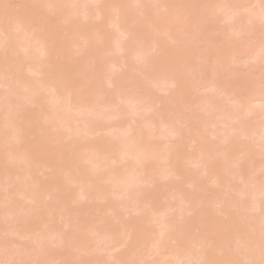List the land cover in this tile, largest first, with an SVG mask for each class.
<instances>
[{"label":"bare ground","instance_id":"1","mask_svg":"<svg viewBox=\"0 0 264 264\" xmlns=\"http://www.w3.org/2000/svg\"><path fill=\"white\" fill-rule=\"evenodd\" d=\"M18 1L17 12L0 6V263L138 264L135 256L151 247L169 256L164 264H262L264 92L241 104L231 92L226 101L237 105L228 109L214 101L225 92L213 73L206 94L193 98L182 73L191 66L187 47L168 53L158 37L172 40L174 11L197 14L199 0ZM224 3L202 7L231 22L235 40L255 35L256 24L264 32V0H249L248 11L241 0ZM253 53L249 60L264 64V45ZM108 56L118 58L105 72ZM215 59L222 66L220 52ZM91 78L107 110L94 122L81 115L98 101L85 89ZM183 161L204 181L186 179L184 189ZM168 187L172 202L163 209L158 198ZM93 233L120 254L75 260L78 247L92 255L85 247ZM158 253L154 263L166 257Z\"/></svg>","mask_w":264,"mask_h":264},{"label":"rangeland","instance_id":"2","mask_svg":"<svg viewBox=\"0 0 264 264\" xmlns=\"http://www.w3.org/2000/svg\"><path fill=\"white\" fill-rule=\"evenodd\" d=\"M39 1L40 0H37V2H39ZM176 1L184 4L188 0H176ZM229 1H231V0H214L213 2H210V0H208V1H206V0L200 1L199 0V3H201V4L197 5V7L195 8L196 9L195 11L198 12L197 14H195L196 12H189L188 8L175 10L174 14H177V13H180V14L176 15V18L179 20V22L174 27V32L172 33L173 39L170 40V39L166 38L164 35H159L158 37H159L160 41H162L164 43L165 50L168 51V53L169 52L174 53V52L179 51V49H180L179 46L182 44H184V47H187L186 55H187V59L189 61V64L191 66L189 68H187L186 70H184L182 73H184L183 76L188 77L189 82L187 83L186 88H187V91L189 92L188 94L190 96H193V98L199 97V96L201 97L206 91V89H204V86H206V85H204V83L214 73L216 75L217 82L224 87V92H225V93H223V92L219 93V95H217V97L214 99V101L215 102L218 101L219 103H221L223 101L225 102L226 99H228V96H230L231 92H233L235 97L238 100V103L241 104V103L248 102L255 93L260 92V91L264 92V64H255L251 60H249V57L252 54H254L253 53L254 50L257 49L259 46L264 45V32H262L260 27H258V24H256L257 27L255 28V30H256L255 35H252L253 33L251 35L242 34L237 40H235V38L231 37L229 35V32L226 30L227 26L231 22H229L227 20L224 21L225 20L224 16H222L221 14L218 15V13H217L216 15H212V13H210L209 10L206 11V7H202V5L206 4V2H209V4H208L209 6H207V7L210 9V8L215 7L218 3L225 2L224 4H228ZM241 1H242V4L247 5V8H248L247 11L249 9L255 8L254 5L249 6V0H241ZM206 5H203V6H206ZM0 6L6 8L8 10H12V11L16 10L19 7L18 11H20L22 8V3L19 2L18 0H0ZM235 7H237V6H235ZM247 11L244 10L241 12V15L243 16L242 19L244 18V16L247 15ZM15 12H17V10ZM135 12H137V11H135ZM209 13H210V15H209ZM203 15L205 17H203L201 19L205 20L204 22L202 20L201 21L199 20L200 19L199 16L202 17ZM137 17H140V14L138 12L135 13V16L133 15L134 19H137ZM196 17H198V18H196ZM95 22H97V21H95ZM199 22H201V23L203 22L201 27L198 24ZM93 25H94V23L92 24V26ZM95 25H96V23H95ZM108 31L112 32V29L108 28ZM206 40L208 41L207 43H205ZM75 47H73L69 50L68 56L71 58H72L71 55H73L77 52V48H75ZM217 52H220L221 58L223 59L222 66L217 65V62L215 59V53H217ZM167 57L168 56H166V60L168 59ZM116 58H118V57L108 56L106 58L107 59L106 61H104L105 60L104 59L103 60L104 65H103L102 71H105V72L108 71L109 72L111 70L110 61L113 59H116ZM173 61H174V58H171L168 61L170 69H172L174 66ZM174 73H175V71L169 70V74H174ZM93 81H94V78H91L89 81L90 84L85 86V89L91 93L95 92V94L97 95L98 101L95 103L93 110H91V108L82 109L83 113L81 112L82 113L81 115L82 116L85 115L90 121L94 122L95 120L100 121V118L99 117L97 118L96 115L99 114L98 112L102 113V111L105 110L106 104L104 103V101L106 100V96L103 94V92H104L103 87H101V88L98 87V85H96V83ZM79 82L80 83H86V79L81 78ZM107 91H109V90H107ZM123 91L128 92V93H133L135 95L139 94L137 92V90H135L134 88H130L128 86H123ZM157 97L161 98L164 96L159 93L157 95ZM229 100L230 101L225 102L228 109L237 105L236 101H233L230 98H229ZM161 107L163 108L164 106L161 105ZM181 108L182 107H180V109ZM34 109H35V107H34ZM170 109H172V107H170ZM106 112H107V110H105V112H103V113H106ZM80 118H82V117H80V114H79V119ZM83 119L84 118H82V120ZM107 119H106V121H107ZM108 120L110 122V124H108V125H110V127H112V125H114V123L111 125L113 120L112 121H110L111 119H108ZM104 121H105V119H104ZM106 121L103 125L107 124ZM114 121H116V120H114ZM48 125H50V124H48ZM107 126H106V128L109 127V126L108 127ZM47 127H49V126H47ZM50 129H52V128L50 127ZM102 134H103V132H102ZM104 137H105V135H104ZM254 138H255V136H254ZM249 139L250 138H248V142L250 143L251 141ZM68 141L69 140H67V142ZM67 142H66V140L64 141V143H67ZM246 142H244V143H246ZM252 143H250V145H252ZM184 161H186V160H184ZM260 163H261V160H260ZM192 170L195 174L192 172ZM182 171L186 175L184 177L185 179H179L177 181H179L178 183L184 189L188 188V181L191 180L190 178H196V179L203 180V181L205 179L202 172L201 173L199 172L200 173L199 174L197 172L198 170L194 168V166L191 164V162H190V164H189V162L188 163H185V162L182 163ZM201 171H202V168H201ZM91 172H92V170H91ZM253 175H254V173H251L250 178L253 177ZM260 176H261V174L259 175V177ZM161 177H162V175L160 177H158V180L160 178L159 183H161L160 185L162 186L163 185L162 183L166 180H164L162 182V180L165 178L162 179ZM259 177H257V178H259ZM261 178H263V177H261ZM186 179H189V180L187 181ZM166 182H164V183H166ZM207 184H208V186L210 185V183H207ZM163 186L167 187L166 184ZM169 188L170 187H168L167 189H169ZM216 189H217V187H216ZM169 193H171L170 189L161 193L160 197L158 198V205L160 208L166 209L167 206L169 205V203L172 202L171 199L168 197ZM207 199H210V197H207ZM104 213L105 214L100 213V215H98V214L97 215L100 216V218H105V217L109 218V215H111L110 214L111 212H109V211L104 212ZM87 218L88 219H86V220H90L89 217H87ZM191 218H192V220L197 219L195 216H193ZM102 226H103V224L97 225L98 228H100ZM155 231H156V229L154 228L151 230V232L148 233V234H150L149 235L150 239L154 238V236H155L154 232ZM34 232L36 233V231H34ZM189 232L192 233L193 231L189 230ZM90 235H92V234H90ZM97 235L95 233H93V235L91 237V239H92L91 243H88L85 247L86 249H90L88 252H90V254H92V255L89 256V254L87 253L86 250L85 251H86L87 255H84L85 251L81 250L82 251L81 252L80 251L81 247H78V248L73 249V253H74L73 256H74V258L77 257V258H75V260H77L78 258L80 259V257L78 255L81 254L83 256V259H85V258L87 259V258L91 257V258L98 260L100 262L102 261V262L107 263V261L110 258L109 257L110 254L113 253V255H115L114 253L118 252V250L121 249L120 247L118 248L115 243L110 242V244H107L106 243L107 239H105V238H103V239H105L103 242V239L100 240L102 237H98ZM96 237L100 238V239H97ZM107 242H108V240H107ZM34 245L35 244H32V246H34ZM87 246H88V248H87ZM149 249L148 248L146 250L144 249L141 252L143 255L141 253L140 254L138 253L140 256L141 255L142 256L141 257L140 256L138 257V255L135 256V257L139 258V259H137V262H135V263H138V264H158V263H161L162 264V262H163V264H164V262L167 261L168 255L166 253L163 252V254H161L160 252H162V251H160V252L158 251L159 252L158 253V252H156V249L153 251L151 249L150 250ZM126 251L121 250V252H122L121 254L127 256L128 252H126ZM153 252H154V254L152 255ZM118 253H117V255L120 254V253L119 254ZM156 253H158L161 258L166 256V255L167 256L165 258H163V260L161 259V262L154 263V261L156 260V256H157V255L154 256ZM73 256H72V258H73ZM130 256L131 257H129L127 260L130 261V259H132V261H133L134 256H132V255H130ZM69 257H71V256H69ZM157 257H159V256H157ZM91 258H90V260H91ZM70 259L71 258H69V260ZM157 259H159V258H157ZM164 259H166V260H164ZM168 259H169V256H168ZM171 259L172 258L170 257V260ZM25 260L27 261V263H25V264H64L63 261H61V260L52 261L49 259L52 263H49L50 261H48L47 263L43 262L42 260L37 261L38 259H36V261H34V259L32 260V258H29V259L25 258ZM25 260H24V262H26ZM71 261L72 260L68 261V262H70L68 264H71ZM112 261H113V259H110L109 263H111ZM135 261H136V259H135ZM95 262H97V261H95ZM167 262H169V261H167ZM83 263H84V261H83ZM112 263L115 264L114 261ZM129 263H131V262H129ZM75 264H77V263H75Z\"/></svg>","mask_w":264,"mask_h":264},{"label":"snow or ice","instance_id":"3","mask_svg":"<svg viewBox=\"0 0 264 264\" xmlns=\"http://www.w3.org/2000/svg\"><path fill=\"white\" fill-rule=\"evenodd\" d=\"M262 264H264V262H262Z\"/></svg>","mask_w":264,"mask_h":264}]
</instances>
